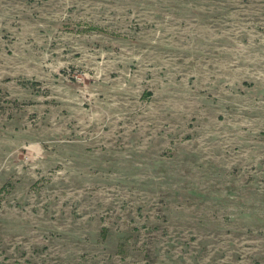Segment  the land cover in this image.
I'll return each mask as SVG.
<instances>
[{
  "label": "rangeland",
  "instance_id": "rangeland-1",
  "mask_svg": "<svg viewBox=\"0 0 264 264\" xmlns=\"http://www.w3.org/2000/svg\"><path fill=\"white\" fill-rule=\"evenodd\" d=\"M0 264H264V0H0Z\"/></svg>",
  "mask_w": 264,
  "mask_h": 264
}]
</instances>
